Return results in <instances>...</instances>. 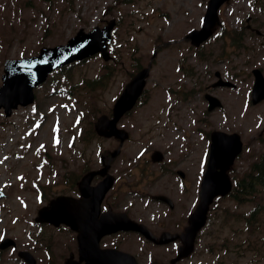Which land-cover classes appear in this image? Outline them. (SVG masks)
Listing matches in <instances>:
<instances>
[{
	"label": "rangeland",
	"instance_id": "obj_1",
	"mask_svg": "<svg viewBox=\"0 0 264 264\" xmlns=\"http://www.w3.org/2000/svg\"><path fill=\"white\" fill-rule=\"evenodd\" d=\"M207 1L130 0L123 3L121 0H0V77L3 61L7 58L34 55L42 46L64 43L80 28L87 31L100 25L103 20L114 18L117 21L109 46L115 62L114 59L104 62L96 55L72 63L52 74L34 90L33 104L19 106L9 117H5L0 110V189L11 193L8 198L15 199L22 188H27L30 181L34 182L39 176L40 171L34 169L39 157L34 153H38L41 146L49 153L50 167L56 169L61 166V156H68L73 151L95 154L116 148L117 143L92 135L91 122L101 114H108L129 76L139 66H146L150 59L152 66L144 97L119 124L130 135L122 147L125 152L123 157L130 160L136 152L155 146L154 141L150 140L154 136H162L164 143L171 145L182 134H187L190 155L198 163L203 150L207 156L204 130L208 126L211 131L222 127L223 131L238 133L244 144L230 170V177L239 179L264 150V103L256 107L243 104L253 83L252 76H245L244 73L259 67V63L244 64L238 58L227 63L229 72L239 70L242 74L233 80L228 78L235 83V90L216 89L213 92L220 99L222 107L210 112L204 118V125L196 126V130L200 128L201 132H192L191 124L183 127L184 123L180 122L177 124L179 132L169 126L163 133L156 122V119L163 118L165 111L172 113V105L182 106L183 115L180 117L188 120L189 117L185 115L191 114L186 108L201 101L199 94H193L195 97L192 101L185 97L193 83L190 74L200 73L202 68L195 69L198 64L191 59L192 50L184 36L192 27H200L199 19ZM229 10L227 8L226 14H222L225 25L215 28L214 36L204 48L209 55L204 65L205 71L210 75L222 70V62L217 57L221 44L223 50H230L223 44L224 36L222 40L217 38L221 28L232 32L227 20L230 18ZM201 49L199 47L197 50L203 53ZM261 69L264 74V67ZM22 174H25L27 184L21 182ZM44 182L51 193H55L54 173L48 174ZM119 187L125 202H141V197L134 199L131 195L139 189L138 186L126 188L118 183L116 188ZM26 188L21 191L31 198ZM256 201L263 204L264 193L259 194ZM215 205L222 214V229L218 230L219 224L211 222L213 226L203 230L201 241L191 258L178 264H264V212L253 215L255 226L252 228L241 221L243 216L248 218L256 202L236 203L226 196ZM18 230H23L21 223ZM213 231L218 233L214 242L209 235ZM134 241L130 236L115 239L119 248L137 252L138 264L168 262L173 256L169 249L134 246ZM208 242H222V254L221 251L208 252ZM5 258L6 253H1L0 264H10Z\"/></svg>",
	"mask_w": 264,
	"mask_h": 264
},
{
	"label": "flooded vegetation",
	"instance_id": "obj_2",
	"mask_svg": "<svg viewBox=\"0 0 264 264\" xmlns=\"http://www.w3.org/2000/svg\"><path fill=\"white\" fill-rule=\"evenodd\" d=\"M229 4H235L234 7H228ZM229 10V26L232 32L229 34L225 29L220 30L217 34L218 40L223 38V44L230 47L229 51L222 49L217 57L222 62V70L214 71L212 75L205 71V64L209 55L205 49L208 46V40L195 46L192 41H188L192 50L191 59L197 62L195 69L201 67V72L190 74V80L193 81L187 92L189 101L195 97L193 94H199L201 101L190 104L186 108L191 114L188 120H183L180 116L184 109L179 105H172L170 111H165L163 118L156 119V122L162 132H166L169 126L175 127L179 132L177 124L182 122L185 127L191 124L192 132H201L200 128L196 130L197 125L205 124V117L209 112L204 109V94L212 93L216 89L235 90L236 87H214L213 84L221 77L222 80L236 79L242 74L239 70H227V63L238 58L240 63H259L261 71L264 67V0H228L218 10V19L216 27L224 26L222 14ZM215 27V28H216ZM215 30V29H214ZM226 31V32H225ZM214 32V31H213ZM214 36V35H213ZM202 47L203 53L197 50ZM210 53V51H208ZM238 62V60L236 61ZM201 65V66H200ZM263 73V71H262ZM245 76H252L245 72ZM264 75V74H263ZM212 76V77H211ZM251 89H248L245 99V105L250 104L253 107L264 103V100L256 105L250 103ZM176 120V121H175ZM186 124V125H185ZM222 131V127L220 128ZM209 126L204 130L206 141L210 139ZM158 132V130H157ZM116 141L115 139H112ZM155 146L145 147L144 150L138 151L129 160L124 151H121L116 157L109 158L110 151L105 152H84L73 151L68 156H61V166L59 169L50 167L51 161L47 151L39 153V161L34 169L40 171L35 181H30V185L25 188L31 198L20 190L15 199L8 198L9 194L1 188L0 197V242L4 239H11L10 245L0 249L1 253H6L5 261L10 264H30L20 257L19 252H27L34 260L33 264H84V257L88 251H92L90 237L92 233L98 237L101 232L99 221L106 219L111 222V217L117 213H125L130 219L144 224L156 236L162 233L180 234L184 232L189 225V215L194 209L196 199L198 200V191L201 182L202 173L205 169V158L201 163H196L190 155L191 150L188 144L189 136L182 134L180 138L169 145L164 143L160 135L150 139ZM148 145V144H147ZM154 151H159L161 158L154 160L152 155ZM133 159V160H132ZM107 167V172L103 175L94 174L85 186L81 189L79 184L82 178L93 171H98L103 166ZM54 173L55 176V193L46 183H42L48 174ZM113 175L114 182L111 189L105 194L100 202L97 212L90 208V199L88 194L83 193V189L94 187L105 175ZM32 182V183H31ZM132 188L138 186L132 192L134 199L141 197V202H125L122 196V190L116 188L117 184ZM22 184V183H21ZM27 184V182H26ZM117 190H116V189ZM83 194L85 196H83ZM56 196L66 197L76 200V206H63L60 211L62 218H68V213L74 215V221L77 229L72 230L63 222L57 225L58 216L50 213L40 215ZM212 209L209 210V213ZM207 222V221H206ZM213 216L210 217L204 227L213 226ZM23 225V230H18V224ZM199 233V232H198ZM129 235L134 241V246H150L155 249H169L171 254H176L181 241L176 238L166 244H158L154 241L147 240L138 232H117L102 234L98 239L100 249L117 248L115 239L117 236ZM199 236V234H197ZM129 249V248H128ZM82 255L80 254V251ZM131 253V252H130ZM136 260L137 252H132ZM31 258H29V261Z\"/></svg>",
	"mask_w": 264,
	"mask_h": 264
},
{
	"label": "water",
	"instance_id": "obj_3",
	"mask_svg": "<svg viewBox=\"0 0 264 264\" xmlns=\"http://www.w3.org/2000/svg\"><path fill=\"white\" fill-rule=\"evenodd\" d=\"M226 0H209L206 13L204 15V23L200 31H192L188 37L196 43L206 39L214 25L217 16L218 7ZM114 25L111 20L103 28L94 27L89 32L80 29L72 38L64 45L54 47L40 48L36 56L22 58L19 60H6L4 62V74L2 75V85L0 86V108H4L6 116L11 114V110L18 105H28L33 102V88L42 83L48 73L57 67H61L75 60H81L99 52L102 57L107 60L109 58L106 51L107 43L110 40V30ZM148 69L139 71L132 80L125 85L119 97L116 99L113 108L112 118L105 115L100 116L94 124L95 131L98 135L110 137L115 136L120 139V143L128 137L123 130L116 128L118 119L128 110L132 108L136 99L142 92L145 83V77ZM255 81L252 88V102L257 103L264 99V78L259 70H254ZM224 84H228L227 82ZM209 100V110L219 106L216 98L207 96ZM241 151V141L237 134H226L221 132H213L211 135L210 155L208 159L207 169L203 177L200 189V201L191 215L190 226L186 229L185 234H181L183 246L179 249L177 256L171 260L174 263L178 259L187 256L193 249L194 236L205 222L206 212L212 199L217 195H226L231 189V182L227 174V170L233 163L234 158ZM119 149L112 153L116 155ZM110 177L104 179L94 188L97 193L96 198L100 200L104 193L111 186ZM62 199L56 201V205L60 204ZM73 229V223L68 222ZM105 223V222H104ZM128 219L116 220L112 230L119 229H141L147 238H153L151 233ZM94 234L92 233L91 237ZM169 236V235H168ZM167 237V236H164ZM163 235L160 241H169L174 239L172 236L164 239ZM175 237V236H174ZM164 239V240H163ZM96 247V240L93 248ZM89 264H136L133 257L120 251L108 250L107 252H94L92 257L88 259ZM157 264V263H156Z\"/></svg>",
	"mask_w": 264,
	"mask_h": 264
},
{
	"label": "trees",
	"instance_id": "obj_4",
	"mask_svg": "<svg viewBox=\"0 0 264 264\" xmlns=\"http://www.w3.org/2000/svg\"><path fill=\"white\" fill-rule=\"evenodd\" d=\"M261 192H264V152L251 165L250 171L236 182L232 197L238 201H245Z\"/></svg>",
	"mask_w": 264,
	"mask_h": 264
},
{
	"label": "snow or ice",
	"instance_id": "obj_5",
	"mask_svg": "<svg viewBox=\"0 0 264 264\" xmlns=\"http://www.w3.org/2000/svg\"><path fill=\"white\" fill-rule=\"evenodd\" d=\"M0 239H2V237H0Z\"/></svg>",
	"mask_w": 264,
	"mask_h": 264
}]
</instances>
